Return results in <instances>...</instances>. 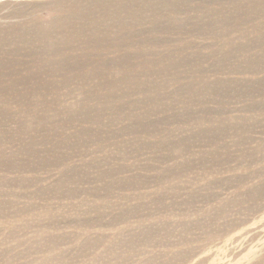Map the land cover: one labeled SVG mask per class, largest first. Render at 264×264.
Segmentation results:
<instances>
[{"label":"rangeland","instance_id":"obj_1","mask_svg":"<svg viewBox=\"0 0 264 264\" xmlns=\"http://www.w3.org/2000/svg\"><path fill=\"white\" fill-rule=\"evenodd\" d=\"M258 32L264 0H0V264L264 262Z\"/></svg>","mask_w":264,"mask_h":264},{"label":"bare ground","instance_id":"obj_2","mask_svg":"<svg viewBox=\"0 0 264 264\" xmlns=\"http://www.w3.org/2000/svg\"><path fill=\"white\" fill-rule=\"evenodd\" d=\"M16 27V26H15ZM257 32H255V34H256ZM261 32H258V34H257V36H256V38H258V42L260 43V42H262V41H264V36L263 35H261L260 34ZM227 40V39H226ZM3 43V42H2ZM227 43H228V41H227ZM116 45V44H115ZM105 46V45H104ZM99 48L101 49V47L99 46ZM104 48V47H103ZM99 49V50H100ZM124 53V52H123ZM100 54V53H99ZM103 54V53H102ZM135 54V53H134ZM224 54V53H223ZM225 55H226V53H225ZM244 55V54H243ZM228 57H229V55H228ZM246 57V56H245ZM5 58V57H4ZM226 58H227V56H226ZM231 57H229V59H230ZM245 59V58H244ZM46 61V60H45ZM263 61V60H262ZM261 61V62H262ZM225 63V62H224ZM50 65H57L58 63H57V61L56 60H52V62H50L49 63ZM250 65H254L253 63H249ZM258 65H260L259 63H257ZM107 66V65H106ZM161 66V65H160ZM159 66V67H160ZM52 67V66H51ZM107 68V67H106ZM173 68V67H172ZM251 68H253V67H251ZM110 69V68H109ZM155 69V68H154ZM153 69V70H154ZM111 70V69H110ZM113 70V69H112ZM114 70H116V69H114ZM125 70V69H124ZM158 70V69H157ZM137 71V70H136ZM115 72V71H114ZM118 72V71H117ZM121 72V71H120ZM6 73V72H5ZM105 73V72H104ZM103 73V74H104ZM122 73V72H121ZM126 73H128V72H126ZM115 74H116V72H115ZM123 74V73H122ZM131 74V73H130ZM132 74H133V72H132ZM207 74V73H206ZM101 75H102V73H101ZM101 75H100V77H101ZM106 75V74H105ZM104 75V76H105ZM111 75V74H110ZM110 75H109V77H110ZM114 75V74H113ZM116 75H118V74H116ZM103 76V77H104ZM108 76V75H107ZM121 76V75H120ZM135 76V75H134ZM102 77V78H103ZM108 77V78H109ZM122 77V76H121ZM121 77H119V78H121ZM206 77V76H205ZM4 78H6V77H4ZM4 78H3V80H4ZM10 78V77H9ZM111 78V77H110ZM114 78V77H113ZM203 78V77H202ZM1 79V78H0ZM105 79H106V77H105ZM104 79V80H105ZM122 79V78H121ZM130 79V78H129ZM134 79V78H133ZM139 79V78H138ZM111 80V79H110ZM120 80V79H119ZM118 80V81H119ZM128 80V79H127ZM141 80H143V79H141ZM141 80H139V81H141ZM195 80V79H194ZM198 80V79H197ZM229 80V79H228ZM13 81V82H12ZM12 84H11V87H9V88H7V90L5 91V92H3V94L2 95H0V98H3V99H5V100H7V99H12L13 97H16V98H18V96L16 95V96H14L16 93H18V82H17V80L16 79H12ZM106 81V80H105ZM114 81V80H113ZM117 81V80H116ZM144 81V80H143ZM186 81V80H185ZM189 81V80H188ZM192 81V80H191ZM198 81H200V80H198ZM204 81H205V79H204ZM1 82V81H0ZM115 82V81H114ZM233 82H235V81H233ZM117 83V82H116ZM119 83V82H118ZM126 83V82H125ZM133 83H135L134 81H133ZM142 83V82H141ZM144 83V82H143ZM183 83V82H182ZM231 82H229V84H230ZM115 84V83H114ZM122 84V83H121ZM232 84V83H231ZM230 84V85H231ZM104 85V84H103ZM116 85V84H115ZM151 85V84H150ZM186 86H187V84H185ZM205 85V84H204ZM214 85H216V83L214 84ZM218 85V84H217ZM118 86V85H117ZM145 86V85H144ZM189 86H192L191 84L189 85ZM199 86V85H198ZM210 86H211V84H210ZM104 87V86H103ZM107 87V86H106ZM114 87V86H113ZM112 87V88H113ZM209 87V86H208ZM234 87H236V86H234ZM257 87V86H256ZM187 88H188V86H187ZM207 88V87H206ZM212 88V87H211ZM232 88V87H231ZM110 89V88H109ZM114 89V88H113ZM134 89V88H133ZM143 89V88H142ZM189 90V89H188ZM196 90H197V88H196ZM205 90H207V89H205ZM231 89H229V91H230ZM111 91V90H110ZM115 91H117V90H115ZM115 91H113V92H115ZM193 91H194V89H193ZM209 91H212V92H215V93H219V95H220V92H222V91H214V90H209ZM260 92V91H259ZM111 93V92H110ZM109 93V94H110ZM115 93H117V92H115ZM191 93H193V92H191ZM211 93V92H210ZM210 93H208V95L210 94ZM189 94V93H188ZM261 94V93H260ZM113 95V94H112ZM214 95V94H213ZM217 95V94H216ZM225 95V94H224ZM223 95V96H224ZM111 96V95H110ZM193 96V95H192ZM242 96V95H241ZM114 97V96H113ZM189 97V96H188ZM190 97H191V95H190ZM215 97V96H214ZM244 98L246 97V96H243ZM255 97V96H254ZM253 97V98H254ZM111 98V97H110ZM109 97H108V99H110ZM185 98V97H184ZM191 98H193V97H191ZM221 98V97H220ZM226 98V97H225ZM207 99V98H206ZM209 100H210V97L208 98ZM214 99V98H213ZM217 99V98H216ZM246 99V98H245ZM251 99V98H250ZM111 100V99H110ZM109 100V101H110ZM120 100V99H119ZM185 100V99H184ZM215 100V99H214ZM222 100H224V99H222ZM16 101V100H15ZM112 101V100H111ZM229 101V100H228ZM228 101H226V102H228ZM250 101V100H249ZM115 102H117V100L115 101ZM114 102V103H115ZM209 102V101H208ZM201 103V102H200ZM223 103V102H222ZM110 104V103H109ZM195 104V103H194ZM153 105V104H152ZM197 105V104H196ZM207 105V104H206ZM227 105V104H226ZM187 106V105H186ZM209 106V105H208ZM259 106V105H258ZM198 107V106H197ZM152 108V107H151ZM252 108L253 109H255V111L256 110H260V108L259 107H257V106H253L252 105ZM227 109V108H226ZM222 110H224V109H222ZM221 110V111H222ZM220 111V112H221ZM254 111V110H253ZM190 112V111H189ZM189 112H187V113H189ZM193 112V111H192ZM224 112V111H223ZM263 112V111H262ZM254 113V112H253ZM264 113V112H263ZM199 114V113H198ZM218 114V113H217ZM195 115H196V113H195ZM258 115V114H257ZM198 116V115H197ZM200 116V115H199ZM190 117V116H189ZM202 117V116H201ZM201 117H200V119H201ZM222 117V116H221ZM259 117V116H258ZM262 117V116H261ZM204 118V117H203ZM202 118V119H203ZM107 119V118H106ZM202 119H201V121H202ZM259 119V118H258ZM205 120H206V122H207V120H208V118H205ZM204 120V121H205ZM211 121V120H210ZM259 121V120H258ZM261 121V120H260ZM193 124L195 123L194 121H191ZM256 122V121H255ZM197 123V122H196ZM195 123V124H196ZM204 123V122H203ZM238 123V122H237ZM236 123V124H237ZM205 124V123H204ZM232 124H235V123H231V122H229V124L228 125H226V127L225 128H223L224 130H223V132H225V130H228L229 128H231V127H233V130H234V126L232 125ZM250 124H251V122H250ZM196 125H198V124H196ZM205 125H209V124H205ZM248 125V124H247ZM131 126V125H130ZM138 126V125H137ZM193 126H195V125H193ZM221 126V125H220ZM238 128H242L243 129V127L245 126V123H242V124H238V125H236ZM207 128V127H206ZM220 128V127H219ZM236 128V127H235ZM237 128V129H238ZM133 129V128H132ZM218 129V128H217ZM232 129V128H231ZM144 130V129H143ZM191 130V129H190ZM232 130V131H233ZM63 131V130H62ZM146 131V130H145ZM197 131V130H196ZM208 131V130H207ZM235 131V130H234ZM148 132V131H147ZM150 132V131H149ZM193 132V131H192ZM199 132V131H198ZM197 133V132H196ZM195 133V134H196ZM227 133V132H226ZM220 134V133H219ZM152 137V136H151ZM184 141V140H183ZM29 142V141H28ZM87 142V141H86ZM180 141H178V140H175V141H173V143H174V146H175V148H181V150L183 149V150H186L187 149V146H186V144H183V143H179ZM184 143H186V142H184ZM166 146V145H165ZM179 150V149H178ZM180 150V151H181ZM14 151V150H13ZM36 153V152H35ZM126 155V154H125ZM160 156V155H159ZM252 156V155H251ZM256 156V155H255ZM1 158H3V157H1ZM217 158H220V157H218L217 156V154H216V159ZM254 158V157H253ZM252 158V159H253ZM188 160V159H187ZM222 160V159H221ZM248 160V159H247ZM255 160V159H254ZM223 162V161H222ZM252 163L253 162H255V161H251ZM188 163V162H187ZM210 163H212V162H210ZM181 164H183V162L181 163ZM192 164V163H191ZM212 164H214V165H218V166H220L221 165V163L219 162V159L217 160V162H215L214 161V163H212ZM189 165V164H188ZM187 165V166H188ZM179 166V165H178ZM212 166L213 165H211V168H212ZM186 167V166H185ZM67 168V167H66ZM227 167H225V168H223V169H226ZM207 168H205V167H202V171L204 172L205 170H206ZM213 169V168H212ZM215 169V168H214ZM72 170V169H71ZM222 170V169H221ZM102 171V170H101ZM145 171V170H144ZM214 171V170H213ZM215 171H216V169H215ZM218 171V170H217ZM219 171H220V169H219ZM108 172V171H107ZM184 172V171H183ZM221 172V171H220ZM162 173V172H161ZM182 173V172H181ZM1 174V173H0ZM78 174V173H77ZM148 174H150V173H148ZM106 175H108V174H106ZM105 175V176H106ZM66 177H67V175H66ZM65 176L63 177L62 175H61V181L63 180V179H65L66 178ZM90 177V176H89ZM96 177V176H95ZM159 177H161V178H164V176H159ZM115 179V178H114ZM92 180V179H91ZM135 180V179H134ZM133 181V180H132ZM58 182H60V181H58ZM5 183V182H4ZM63 183V182H62ZM121 184V183H120ZM123 186H124V184H123ZM54 189V188H53ZM255 192H257V191H255ZM263 192V191H262ZM253 194V193H252ZM262 194V193H261ZM250 196H251V194H249ZM256 196V195H255ZM253 198H254V195H253ZM237 202H239V200H237ZM158 205V204H157ZM174 209V208H173ZM172 210V209H171ZM168 211H170V210H168ZM173 211V210H172ZM220 213V212H219ZM211 214V213H210ZM216 215V214H215ZM210 216V215H209ZM212 216V215H211ZM163 217V216H162ZM226 224V223H225ZM222 227V226H221ZM226 227H227V225H226ZM206 228V227H205ZM226 230V229H225ZM251 240V239H250ZM175 260H176V258H175ZM252 261V260H251ZM250 261V262H251ZM256 262V261H255ZM259 264H264V262H262V263H259Z\"/></svg>","mask_w":264,"mask_h":264}]
</instances>
